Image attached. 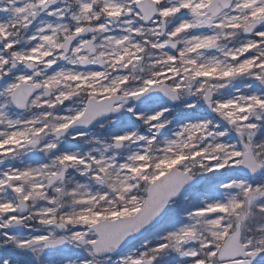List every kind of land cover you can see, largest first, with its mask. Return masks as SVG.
<instances>
[{
  "label": "snow or ice",
  "instance_id": "1",
  "mask_svg": "<svg viewBox=\"0 0 264 264\" xmlns=\"http://www.w3.org/2000/svg\"><path fill=\"white\" fill-rule=\"evenodd\" d=\"M0 264H264V0H0Z\"/></svg>",
  "mask_w": 264,
  "mask_h": 264
}]
</instances>
